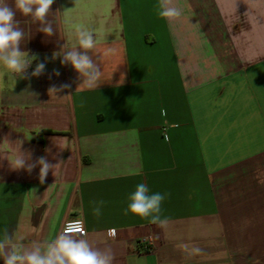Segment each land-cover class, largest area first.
<instances>
[{
  "label": "crops",
  "instance_id": "1",
  "mask_svg": "<svg viewBox=\"0 0 264 264\" xmlns=\"http://www.w3.org/2000/svg\"><path fill=\"white\" fill-rule=\"evenodd\" d=\"M173 3L171 29L157 0H54L51 37L17 14L21 50L37 57L26 77L46 69L22 78L0 64V235L22 233L27 249L80 219L113 264H264V0ZM76 24L96 34L97 89L53 59ZM20 153L56 167L41 184L39 167H11ZM141 182L170 194L166 226L124 214Z\"/></svg>",
  "mask_w": 264,
  "mask_h": 264
},
{
  "label": "clouds",
  "instance_id": "2",
  "mask_svg": "<svg viewBox=\"0 0 264 264\" xmlns=\"http://www.w3.org/2000/svg\"><path fill=\"white\" fill-rule=\"evenodd\" d=\"M53 3L54 0H11V3L8 0H0V64L20 74L22 78L39 77L44 74L46 62L37 63L30 76L26 77V70L37 57L29 56L27 52L21 50L20 46L25 35L20 27V20L16 18L17 14L30 17L38 23L39 32L51 37L55 34V30L48 16ZM156 7L158 15L168 21L170 29L173 27V22L182 16V9L176 6L173 0H157ZM73 31L74 42L64 43L59 51L53 53V59L60 58L62 65L72 67L78 78L82 80L78 88L97 89L101 84L103 73L100 64L90 55V51L95 49L97 44L96 34L93 29L83 24L73 25ZM55 74L59 75V72ZM69 87V84H64L59 89L50 88L49 92L57 93ZM30 159V153L27 155L20 153L11 167L14 170L24 169L28 173L39 167V180L43 184L48 173L53 172L56 165L49 163L45 156L37 158L35 162H29ZM130 174L141 175L142 169L137 168ZM169 195V193L152 192L146 182L138 183L128 196L124 214L132 213L149 219L150 224L164 227L168 223V218L162 216L161 205ZM92 203L94 214L99 216L105 201ZM24 239V235L18 231L9 233L7 228L3 230V234L0 235V260L3 264H113L114 256L111 251L94 248L83 232L77 236L65 230L52 239L33 241L27 249L23 247ZM180 247L193 256L200 255L203 251L194 245L182 244Z\"/></svg>",
  "mask_w": 264,
  "mask_h": 264
},
{
  "label": "built area",
  "instance_id": "3",
  "mask_svg": "<svg viewBox=\"0 0 264 264\" xmlns=\"http://www.w3.org/2000/svg\"><path fill=\"white\" fill-rule=\"evenodd\" d=\"M65 230H69L74 235H77V236H79L81 234V232L86 234L84 225L80 219L65 221L61 227L60 232L65 231ZM109 235H111L110 232H109ZM151 243H152V237L150 235L142 237L141 239H139L138 247H139L140 252L145 253V252L150 251L151 246H152Z\"/></svg>",
  "mask_w": 264,
  "mask_h": 264
}]
</instances>
